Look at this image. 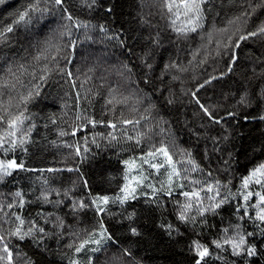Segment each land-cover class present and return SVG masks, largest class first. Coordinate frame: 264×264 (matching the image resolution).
<instances>
[{"label":"snow or ice","instance_id":"obj_1","mask_svg":"<svg viewBox=\"0 0 264 264\" xmlns=\"http://www.w3.org/2000/svg\"><path fill=\"white\" fill-rule=\"evenodd\" d=\"M5 3L6 0H0V5ZM154 6L158 7L160 16L167 20L168 27L179 39L204 29L206 12L211 10V0H156ZM99 7V0H79L81 10L92 12ZM237 8L238 14L229 18L225 26L211 27L207 32V43L201 45V48L207 49L208 45L215 43L216 55L229 57L227 71L210 75L191 92L192 99L203 116L216 125H222L224 117H217L216 106L210 108L201 102L198 95L200 89L234 71L238 60L237 49L240 48L241 42L250 38H264V20H260L254 30H248V25L257 11H264V0H247L246 5L242 2ZM104 11L111 13L112 8H105ZM49 15L59 16L64 22L60 25L59 38H66L67 43L63 47L60 44L53 45L49 38L44 41L47 46L33 57L36 65L32 66L31 71L24 64L14 66L7 62L3 74H0V185H6L7 181L19 172L40 174L36 176L28 191L22 186H13L14 190L0 192V264H35L22 250V246L31 241L36 248L46 251V241L51 238H55L57 244L61 243L63 238L69 240L65 247L72 254H62V259L66 258L67 264H97V254L110 244H117L106 226L104 217L114 218L122 213L112 212L111 206L118 205L123 209L129 202L141 198L145 204L174 217H163L157 227L170 239L184 237L189 240L188 251L192 255V264H254V258L264 257V160L255 163L247 169L246 174L237 177L232 171L231 153L229 158L224 160L222 168H206L195 157L191 148L180 147L175 141L170 146L165 139H161L157 144L150 135L152 128L143 132L136 131L135 135L122 130L121 141V137L116 134L117 123L111 119L106 122L110 131L106 135L93 131L91 144L99 148V140H103L107 147L119 149L123 143L126 146L124 150L133 153L127 158H120V150L116 151L115 155L122 165V182L111 194H94L88 177L79 166L67 168L68 172L78 174L70 187L53 186L45 173L55 174L64 169L28 168L25 160L16 155L18 151L25 155L28 152L32 134L37 128L35 113L31 112L30 106L41 95L42 85L53 72L64 74L76 93L71 133L60 128L57 130V136L65 137L71 134L75 137L89 125L93 130L98 124L105 126L103 119L97 120L88 114L92 104L88 92H85L83 99L89 107L81 106V93L76 89V78L73 77L70 65L78 45L85 41L115 42L121 48L127 47L119 31L110 30L104 23L93 24L74 15L67 0H26L20 8L0 20V46L8 47L21 30L27 32L33 24L43 21ZM140 19L142 23H147L143 16ZM81 30L83 33L79 35ZM97 30L98 40L93 35ZM74 32L77 33L75 37ZM147 39L151 41V46L140 59L151 71L153 64L148 61L154 58V49L161 47V41L159 33ZM53 48L55 52L51 51ZM64 49L69 51L64 52L61 57L60 53ZM199 55L200 48H197L192 53L193 60ZM61 59L65 61L64 66L60 65ZM192 62L190 60L188 63ZM206 62L207 52L204 58L199 60V64ZM124 66L127 68V65ZM169 69H176L178 72L187 70L177 62H169L164 65L162 76ZM128 71L131 72V68H128ZM251 72L252 75L248 76V79L257 78L261 82L260 90L253 95L245 88L236 104L249 107L258 96L261 111L253 119L264 122V61H261L259 71L253 66ZM25 74L31 77L28 83L22 79ZM179 79L177 75L172 76V80ZM85 82L81 81V88ZM95 95L93 94V98ZM117 103L121 101L112 96L106 99L105 107H114ZM168 103L173 101L169 99ZM67 107V104L61 105L62 109ZM63 115L67 113L64 112ZM236 115L235 111L227 112L229 117ZM46 119L51 125L57 124L55 114ZM146 119L147 116H141L138 120L121 118L119 123L138 127L141 121ZM49 123H45L44 127L47 128ZM163 133L164 129L161 128L160 134ZM81 139L82 143L64 141L63 146L70 150L74 159L85 162L90 158L88 154L91 149L87 135ZM227 139V136L223 137V140ZM211 140L213 151L220 152L221 138L213 136ZM261 150L264 151V145ZM204 159L210 165L211 157L207 149ZM36 184L39 185L38 188ZM37 204L41 206V210H37L34 215L27 212L29 206ZM48 208L52 211H48ZM64 208H67V212L60 215L59 212ZM225 208L229 210L227 215L224 214ZM85 211H91L95 217V225L91 229L81 231L68 224L69 214L78 222L80 214ZM134 217L133 211L124 216V219L129 222V233L138 236V228L133 226ZM122 257L132 258L133 254L130 249L123 248ZM118 259H121V264H140L134 259L128 262L122 258Z\"/></svg>","mask_w":264,"mask_h":264},{"label":"trees","instance_id":"obj_2","mask_svg":"<svg viewBox=\"0 0 264 264\" xmlns=\"http://www.w3.org/2000/svg\"><path fill=\"white\" fill-rule=\"evenodd\" d=\"M25 2L26 0H6L5 4L0 5V20ZM242 2L247 4V0H211V10L206 12L204 29L190 33L187 38L177 39L176 34L168 27L167 20L160 16L158 7L154 6L156 0H99L101 7L92 12L87 9L81 10L79 0H67L74 15L93 24L104 23L110 30L119 31L121 39L127 44V47L121 48L115 42L85 41L78 45L73 63L70 65L73 77L76 78V89L81 93V106L89 107L87 101L83 99L85 92H88V97L92 100L88 114L97 120L103 119L105 126L98 124L93 130L89 125L75 137L71 134L65 137L57 136V130L60 128L71 133L76 93L64 74L53 72L42 85L41 95L30 106L31 112L35 113L37 128L32 134L28 152L25 155L18 151L16 155L25 160L28 168L64 169L55 174L45 173L53 186L70 187L78 174L68 172L67 168L79 166L88 177L94 194L96 192L111 194L122 182V165L115 155L116 151L120 150V158H127L133 154L124 150L126 146L123 143L119 149L107 147L106 142L99 140V137H97L100 142L99 148L91 144L92 132L106 135L110 131L106 127V122L111 119L117 123L116 134L121 137V141L122 130L135 135L136 131L143 132L147 128H152L153 132L150 135L157 144L161 139H165L170 146L175 141L180 147L191 148L195 157L206 168L209 166L213 169L222 168L224 160H227L231 153L233 174L237 177L246 174L249 167L264 160V151L261 150V146L264 145V122L253 119L261 111L258 96L249 107L237 105L236 101L245 88L253 95L260 90L261 82L257 78L249 80L248 76L252 75L253 66L259 71L261 61H264V38H250L241 42L240 48L237 49L238 60L234 71L206 85L198 93L201 102L206 106L210 108L216 106L217 117H224L222 125L208 121L191 96L197 85L203 83L210 75H219V72L227 71L229 57L217 56L215 43L208 45L207 49L201 48V45L207 43V32L213 25L223 27L229 18L238 14L237 5ZM108 7L112 8L111 13L104 11ZM141 16L147 23L141 22ZM260 20H264V11L258 10L250 21L248 30H254ZM62 23L64 22L59 16H46L43 21L33 24L27 32L21 30L8 47L0 46V74H3L7 62L14 66L24 64L31 71L32 66L36 65L33 57L47 46L44 41L49 38L53 45L60 44L63 47L67 39L59 38ZM82 33L83 30L79 35ZM157 33L161 47L154 49V58L148 61L153 64L150 71L141 63L140 58L151 46V41L147 38L155 37ZM73 35L75 37L77 33L74 32ZM93 35L99 39L98 30ZM197 48H200V55L193 60L192 53ZM51 51L55 52V49ZM66 51L69 50L64 49L60 56L62 57ZM206 52L207 62L200 65L199 60L204 58ZM190 60L193 61L192 64L188 63ZM169 62H177L187 70L178 72L176 69H169L162 76L164 65ZM64 64L65 61L61 59L60 65ZM124 65H127V68ZM128 68H131V72ZM173 75L179 76L180 79L172 80ZM22 79L28 83L31 77L25 74ZM81 81H86L83 88ZM119 89L123 92L130 90L131 94L127 92L123 101L114 107L113 105L105 107L106 99L112 96L120 100ZM93 94H96L94 98ZM169 99L173 103L169 104ZM62 104L69 107L62 109ZM146 109L148 111H145ZM229 111H235L237 115L229 117L227 116ZM64 112L67 115H63ZM52 114L56 115V125H51L46 119ZM141 116H147L148 119L142 120L138 127L119 123L121 118L138 120ZM45 123H49L47 128L44 127ZM161 128L164 129L163 135L160 134ZM85 135L91 149L88 154L90 158L80 162L78 158L74 159L70 155V150L63 146V142L82 143L81 138ZM213 136L221 138L220 152L213 151L211 140ZM224 136L228 139L223 140ZM205 149L211 157L210 165L204 159ZM38 175L40 174L19 172L11 177L6 185H0V192L13 189V186H22L28 191ZM36 187L39 185L36 184ZM37 210H41L38 204L29 206L27 212L34 215ZM47 210L52 211L51 208ZM111 211L122 213L114 218L104 217L106 226L117 244H110L97 254V264H106L111 258H122L125 262L134 259L140 264H192V255L188 251L189 240L184 237L170 239L157 227L163 217L174 219L168 216V213L145 204L142 198L129 202L123 209L118 205L111 206ZM133 211L135 212L133 226L138 228L140 233L138 236L129 233V222L124 219V216ZM228 211L225 208L224 214L227 215ZM65 212L67 208L61 210L59 214L64 215ZM67 220L69 225L81 231L91 229L95 225V217L91 211L81 213L78 222L73 220L71 214ZM68 242L67 238H63L59 244L55 238L48 239L47 250L42 251L29 241L22 246V250L35 261V264H67V259H62V254L66 253L69 256L72 254L65 247ZM123 248L130 249L133 257H122ZM254 264H264V257L254 258Z\"/></svg>","mask_w":264,"mask_h":264},{"label":"rangeland","instance_id":"obj_3","mask_svg":"<svg viewBox=\"0 0 264 264\" xmlns=\"http://www.w3.org/2000/svg\"><path fill=\"white\" fill-rule=\"evenodd\" d=\"M130 91V90H129ZM129 91H126V92H123V90L119 89V93L121 96H120V101L122 102L123 101V97L127 96L128 93L131 94V92ZM128 92V93H127ZM106 264H121V261L120 259H115V258H111L109 262H107Z\"/></svg>","mask_w":264,"mask_h":264}]
</instances>
